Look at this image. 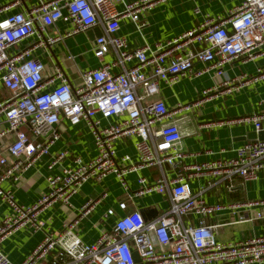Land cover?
<instances>
[{"label": "built area", "instance_id": "1", "mask_svg": "<svg viewBox=\"0 0 264 264\" xmlns=\"http://www.w3.org/2000/svg\"><path fill=\"white\" fill-rule=\"evenodd\" d=\"M23 0H0V83L10 96L0 101V117L6 125L0 139L13 134V142L0 152V199L11 205L9 215L0 218V264H15L5 254L3 241L24 225L41 230L38 217L42 210L61 204L72 206L73 197L89 181L100 182L115 175L125 188L127 176L144 169H160L154 180L139 174L133 196L167 194L168 209L153 220L139 210L117 217L94 242H84L76 233L81 220L94 207L90 199L78 216L64 223L60 231H49L20 264H250L264 261V233L223 242L218 240V225L208 218L220 211L234 214L235 222L264 219V199L210 203L204 192L220 183L233 187L236 179L254 181L264 171V140L254 139L236 148L232 157L201 163L186 161L188 154L180 146L182 132L178 113L199 107L218 93H227L264 81V68L252 77H226L202 91L197 100L170 108L163 99L149 100L160 92L162 84L174 85L182 78H197L214 69L225 75L224 66L243 56L264 55V0H241L224 16L207 15L197 26L166 42L141 47L129 46L126 36L118 34L120 20L131 17L138 22L143 11L161 0H35L24 10H14ZM198 11V9L196 8ZM65 27L53 34L57 23ZM143 25V22L139 25ZM103 28L93 43L98 63L82 69L81 81L70 80L62 65L46 64L44 55L66 37ZM113 53L114 60L105 57ZM68 59H75L69 52ZM198 62L203 65L194 69ZM116 67L120 69L115 71ZM250 115L232 122L253 124L264 130V100ZM86 121L92 130L96 154L74 157L47 176L46 192L32 205H21L11 190H4L5 178L18 180L22 170L43 155L61 138L59 123ZM115 118L103 123L102 119ZM122 137L135 138L138 160L129 155L117 157L115 142ZM63 151L49 162L53 169ZM13 161L8 164V157ZM170 169L168 175L166 170ZM204 180L199 191L191 181ZM125 208L126 204H120ZM114 215L109 209L105 216ZM196 215V222L185 220ZM138 254L136 261L134 253Z\"/></svg>", "mask_w": 264, "mask_h": 264}, {"label": "crops", "instance_id": "2", "mask_svg": "<svg viewBox=\"0 0 264 264\" xmlns=\"http://www.w3.org/2000/svg\"><path fill=\"white\" fill-rule=\"evenodd\" d=\"M35 0H23L14 10H24ZM241 0H161L152 7L142 12L138 22L131 17L120 20L118 34L126 36L129 46L141 47L145 44L154 45L166 42L184 31L199 25L207 15L226 16L230 9L238 5ZM198 9V11L196 10ZM143 22V25L139 26ZM62 23H57L50 28L53 34L63 32ZM101 31V26H96L88 31H82L64 38L52 47L44 55L46 64L56 62L62 65L70 80L74 83L81 81L82 69L92 68L98 63L93 53V43L96 32ZM71 52L75 59H68ZM115 58L113 53L105 57L106 62ZM203 65L196 62L194 69H200ZM259 67L264 68V55L255 57L243 56L224 66L225 75H219L214 69L197 78H182L174 85L162 84L160 92L149 100L163 99L168 107L175 108L178 103H191L201 97L202 91L208 87L219 84L226 77L239 75H255ZM120 69L116 67L115 71ZM10 92L0 83V101L8 98ZM264 100V81H257L248 86L233 89L230 92L218 93L209 101H204L199 107L191 110H183L178 113L179 124L182 132L181 148L188 155L189 163H201L209 160L230 158L237 147L248 139L247 135L256 131L253 124L232 122L226 124H214L219 121L234 120L244 115L256 112L259 103ZM103 123L114 122L115 118L102 119ZM6 125L3 117H0V130ZM61 133L60 140L53 145L48 155H43L31 165L22 170L18 180L5 178L1 182L4 190H11L14 199L21 205H32L47 190V176L59 171L63 166L72 165L75 156L89 159L96 154V145L91 128L86 121L71 124L65 118L58 125ZM15 136L8 134L0 139V152L5 151V146L13 142ZM135 138L122 137L115 142L117 157L129 155L134 161L138 160L135 148ZM67 151V155L60 158L54 168H48L49 162L58 154ZM13 161L8 157V164ZM168 175L170 169L166 170ZM160 169H144L127 176L128 188H125L115 175H109L100 182L89 181L81 186L73 197L72 206L54 204L39 214L38 220L45 226L41 230L32 225H24L13 231L3 241L2 248L10 261L15 264L22 263L31 251L43 240L49 231H60L67 221H72L78 216L80 206L87 200H94V207L84 217L76 228L77 235L87 243L94 242L98 235L111 227L117 217L139 210L146 220L150 221L159 217L169 206L167 194L149 193L141 196H133L137 188L136 179L139 174L147 175L154 180L160 176ZM1 174V171H0ZM205 183L201 179L191 181L194 191H199ZM234 186L228 187L220 183L204 192V197L210 203L227 201H245L264 199V171L254 181L236 179ZM126 207L121 208L120 204ZM264 205L256 208L260 210ZM109 209L114 210V215L105 216ZM11 205L0 199V218L9 215ZM196 215L185 218L187 222L195 223ZM237 217L228 212L220 211L208 218V223L216 224L217 238L223 242L244 240L264 233V219L235 222ZM44 264H52L50 258ZM250 264H264L254 262Z\"/></svg>", "mask_w": 264, "mask_h": 264}, {"label": "water", "instance_id": "3", "mask_svg": "<svg viewBox=\"0 0 264 264\" xmlns=\"http://www.w3.org/2000/svg\"><path fill=\"white\" fill-rule=\"evenodd\" d=\"M96 37H100L102 35V32L98 30V32L95 33ZM248 139H260V140H264V130H261L259 132L257 131H252L247 135ZM134 257L136 259V261H139V257L138 254L135 252L134 253Z\"/></svg>", "mask_w": 264, "mask_h": 264}]
</instances>
